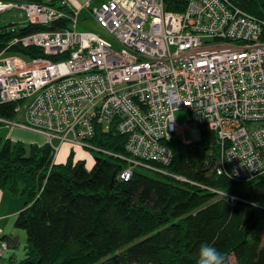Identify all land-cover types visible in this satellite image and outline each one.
Masks as SVG:
<instances>
[{"label":"built area","instance_id":"2783aa9c","mask_svg":"<svg viewBox=\"0 0 264 264\" xmlns=\"http://www.w3.org/2000/svg\"><path fill=\"white\" fill-rule=\"evenodd\" d=\"M81 8L101 31L77 27ZM7 9L21 10L23 25L68 19L14 36L0 52V102L15 111L0 123L44 134L52 161L63 141L88 143L101 125L125 136L121 178L169 163L167 142L184 140L174 111L185 108L194 140L201 126L214 133L219 174L264 173V18L233 0H185L179 11L164 0H85L76 9L67 0H0ZM16 43L42 54L9 51ZM7 247L0 227V258Z\"/></svg>","mask_w":264,"mask_h":264},{"label":"trees","instance_id":"16d2710c","mask_svg":"<svg viewBox=\"0 0 264 264\" xmlns=\"http://www.w3.org/2000/svg\"><path fill=\"white\" fill-rule=\"evenodd\" d=\"M233 1L264 18V0ZM184 2L164 0V7L179 11ZM66 26L68 19L0 24V52L14 36ZM8 50L42 54L19 43ZM14 115L13 102H0V117ZM87 141L100 151L90 168L73 150L55 162L47 141L26 145L0 136V188L24 198L14 219L26 233L20 263L197 264L199 247L209 244L224 264H264V173L252 179L219 174V145L206 126L198 140L172 137L169 163L137 165L126 179L118 175L127 164L120 157L123 134L99 125ZM4 237L8 246L15 239Z\"/></svg>","mask_w":264,"mask_h":264},{"label":"rangeland","instance_id":"374dc122","mask_svg":"<svg viewBox=\"0 0 264 264\" xmlns=\"http://www.w3.org/2000/svg\"><path fill=\"white\" fill-rule=\"evenodd\" d=\"M67 2L69 6L76 9L78 8L80 4L85 2V0H67ZM23 17H24V13L21 10L7 9V10L0 12V24L9 23V22L19 23ZM79 19L80 21L78 22V26H77L79 29L85 28V27H91L95 30L101 31V27L96 22V20L92 18L87 8L80 9ZM174 117L177 121L185 123V127L182 130V135H183L184 140L193 141L195 137L193 133L195 123L191 120L189 111L185 108L176 109L174 111ZM11 126L6 125V124H0V136L7 137V135L9 136L10 133H14L15 128H20V127L11 128ZM20 129H23V128H20ZM35 134L37 137V141H47V137L44 134L38 133V132H35ZM13 138H16V136L13 135ZM25 144H27V141H25ZM70 150H73L74 159H84L85 166L87 168H90L93 165L94 155H99L100 153V151L96 147H91L89 143L87 142L74 143L70 141H63L59 146V149L55 156L54 161L55 162L64 161L66 159V156L70 152ZM15 197L19 198L20 202L23 203L24 198L22 195L17 194L15 195ZM4 211L5 209L1 210L0 213H3ZM7 217L8 216H6V218ZM6 218L3 221H5L7 226L9 225L13 226V228L16 231L14 233H17L16 235H18V237L16 238L14 236L15 239L13 243L9 244V246L3 251V254L0 258V264H22L20 263V259L24 255V245H25V239H26L25 229L14 226L15 216L13 218L10 217V219L9 218L6 219ZM6 233L7 235L12 236L11 232H9V227H7ZM261 233L262 235H264V228H262ZM232 264H235V262L233 261Z\"/></svg>","mask_w":264,"mask_h":264},{"label":"crops","instance_id":"0c3cea01","mask_svg":"<svg viewBox=\"0 0 264 264\" xmlns=\"http://www.w3.org/2000/svg\"><path fill=\"white\" fill-rule=\"evenodd\" d=\"M22 20H24V17L21 19L19 23H22ZM12 126L11 128L19 127L15 125H12ZM20 128H23V127H20ZM20 128H15L14 133H10L9 136L7 135V137L14 139V140H21L24 144H25V141H27L26 145L30 143L44 142V141H37L36 134L32 130H29L27 128H23V129H20ZM13 135H15L16 138H13ZM21 205L22 203L20 202L19 198H16L15 195L9 193L7 190L0 188V211L5 209L3 213H0V227L2 228L4 234H7L6 229L7 227H9V232H11V235L15 236L16 238L18 237V235H16L17 233H14L16 231L13 228V226H10V225L7 226L5 221L3 220H5L6 216H8L6 219L8 218L10 219V217L13 218L17 213L16 210H19Z\"/></svg>","mask_w":264,"mask_h":264},{"label":"clouds","instance_id":"9594fccd","mask_svg":"<svg viewBox=\"0 0 264 264\" xmlns=\"http://www.w3.org/2000/svg\"><path fill=\"white\" fill-rule=\"evenodd\" d=\"M224 255L214 246L201 244L197 253V264H224Z\"/></svg>","mask_w":264,"mask_h":264}]
</instances>
